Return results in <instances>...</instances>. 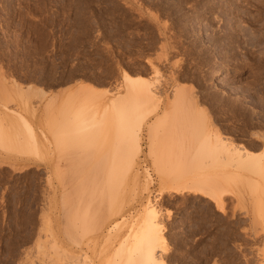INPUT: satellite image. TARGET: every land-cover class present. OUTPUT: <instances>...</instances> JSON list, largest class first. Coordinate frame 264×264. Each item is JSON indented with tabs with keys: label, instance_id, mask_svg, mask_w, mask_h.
<instances>
[{
	"label": "rangeland",
	"instance_id": "1",
	"mask_svg": "<svg viewBox=\"0 0 264 264\" xmlns=\"http://www.w3.org/2000/svg\"><path fill=\"white\" fill-rule=\"evenodd\" d=\"M124 70L154 81L161 95H173L178 84L194 97L178 109L171 105L155 144L147 124L139 131L140 182L144 187L148 172L152 184L150 193L141 185L136 194L128 189V198L121 182L98 168L111 163L110 141L74 127L90 100L82 83L99 87L105 105ZM160 99L149 124L167 108V95ZM19 114L34 124L35 139ZM197 126L206 138L218 132L264 152V0H0V264L110 262L129 234L126 226L104 236L122 217L124 198V213L136 222L148 199L174 182L159 177L157 163L164 168L182 155ZM240 172L264 186L259 175ZM239 185L223 208L193 190L161 194L167 264H264V192L259 197L245 181ZM66 227L76 229L75 238Z\"/></svg>",
	"mask_w": 264,
	"mask_h": 264
},
{
	"label": "bare ground",
	"instance_id": "2",
	"mask_svg": "<svg viewBox=\"0 0 264 264\" xmlns=\"http://www.w3.org/2000/svg\"><path fill=\"white\" fill-rule=\"evenodd\" d=\"M159 57L160 56H158V58ZM154 67H155V64H154ZM224 68H225L224 65H219L217 67L218 73H221L222 70H224ZM155 69L157 72L159 68L157 69L156 67ZM143 76L138 75V74H133L131 73V71H128V70H124L122 73L123 83L121 87H118L119 89H117L118 92L116 93L113 90H108L109 92H113V94L115 93V96L111 97L110 101L105 105H103V103H100L102 102V98L101 100L99 98L101 97V95H99L100 94L99 87L95 86L94 84L88 83V82L82 83V87L86 89V93H87L86 95L89 96V97H86L87 100L90 98V100L87 101V103L89 102L88 105L86 103L88 110L86 109L87 112L84 111V113H82L81 115L79 114L78 119L74 120V127L77 125L76 128L79 129L80 127V130H84L83 132L85 131H87L88 133L92 132L91 134L94 135L95 141L96 140L100 142L106 141V143L108 141L111 142V143L110 142L107 143L109 145L112 144L110 145L111 146L110 149L107 150L106 148L107 151H113L112 153H114L113 155L107 156L106 158L108 161H111V163L110 164L108 163V165L106 164V166L105 165L98 166V168L100 170V168L102 167L104 171L107 170L109 172L107 173L109 174V179L112 181V183H118V181L121 182V185L126 191V195L125 194L124 195L122 194V195L126 196L127 198L129 197L127 195H130L128 193L129 191H132L133 193L136 194V192L138 191L137 189L139 185H141V188L143 187L140 182L141 174H140L139 169L137 168L139 164L140 155L143 151V145H142L143 136H141V132L139 131L143 130V128L147 124L148 125L147 132L149 135L147 136V138L149 140V144L151 145L155 144L157 137H158V135H156L158 128L160 129V126H162L163 123H165L167 120L170 119L169 111H172V108L178 109L179 106L181 104H184L183 102H185L186 99L190 96L189 94L186 93V91L183 90V87L181 86L177 87L178 84H176L175 85L176 89H174L173 95H169L171 94L172 91H169V94L163 93V95H167V99H168L167 108H171V105H172V108L168 111H165V109H167L165 108L163 110V113L159 114V116L155 119V121L149 124L148 119L150 115L157 113L158 108H159L158 101L161 100L160 98L163 95H161L162 93L160 94V91L158 92L156 91L154 84H153L155 83L154 81L152 83V81L150 80L148 81V79L146 80L145 79L146 77L144 78ZM171 76L173 78V74ZM191 97L192 99H194L193 95H191ZM35 111L36 110H34V112ZM19 116L21 118V122L23 123V127L27 130V134H29V137H32L31 139H35L37 136V133H36V128L34 124L24 114H19ZM80 116H81V119H80ZM36 117L38 116L36 115ZM200 126L203 129L202 125H199V127ZM199 127L197 126L195 128L196 130H194L195 131L194 136L191 135V137L193 136L192 138V140L194 139L193 141L191 139H188L190 135L188 134L186 135L187 138L185 139V141H183L181 149L179 150L181 152L183 151L182 155L175 156L173 158L168 157L169 159L166 163L167 167H164V168H162L161 165L157 163L159 177H162V179H164L165 181L167 180L165 178H170L174 182L162 188L159 191V195L156 196L155 200L152 201L148 199L149 201H147L146 204L143 203L145 205L143 206L144 210L141 211V214L136 222L135 221L132 222L130 220V217L127 216V213H124L125 211H127L123 209V207L127 205V202H125L127 199L124 198L123 203L119 206V209L117 211V213L121 214L122 217L119 218L117 222L113 224V226H109L111 228H109L108 232L105 235L104 234L103 235L106 236L105 238H108V237L111 238L114 234L121 231L126 226L129 227L128 229L129 234L127 233L128 236L126 235L125 237L126 239L124 241L122 240L123 241L122 244L117 248L116 252L114 253L115 258H112V260L108 263L106 262L107 264H167L163 258L164 254H162L164 253L165 251L164 249L167 245V237L164 235L165 232L162 233L163 231L162 226L164 225L162 222L163 220H161V215H160L161 210L158 207V200L160 199L161 194L165 192H168L170 190H177V191L193 190L197 194H201L203 196L213 199L219 208L224 207V198H225L224 196L239 190V186H240L239 183L242 181H245L246 183L251 185V190L255 192L256 196L260 197L259 194L261 192L262 193L264 192V186L261 187L257 179H248L249 176L247 174L240 172V170L247 171L249 173L252 172L253 174H256L257 176L259 175L260 176V177L258 176L259 178H263L261 180H264V152L257 155V153H255L254 151L248 149V147H251L250 145L247 144L244 146L243 144H240V143H244L241 141L240 143H238L239 141L236 143L231 139V137L230 139L233 142H230V141L227 142L228 141L226 140L227 137L223 138L224 135L221 136L218 132L215 133L216 134V137H214L215 139L213 138V134H209L208 138H206L204 136V133H202L203 130H200L201 128ZM155 135H156V138H155ZM250 139H253V138H250ZM186 140L188 141L191 140L192 142L186 143L187 142ZM151 145H149L150 148H151ZM120 146L121 148L117 149ZM161 155H163V153H161ZM209 156H212L211 157L212 165L209 164L205 167V161H207V157ZM223 159L225 160V162H223ZM105 160L103 161L100 160L102 162H99V163L102 164L104 163ZM160 164H163L162 161L160 162ZM218 164H221V165H218ZM226 165H228V167L229 165H231L233 167H237L238 169H235L232 171L233 168L232 169L227 168L230 170L228 171L226 169ZM186 166L189 167L188 170ZM107 168H109V170ZM103 170L101 169L100 171L103 172ZM103 173L105 174V176L104 175L103 176L106 177L107 173L106 172H103ZM147 177L148 179L143 184L144 187L142 188V190L143 189L145 190L143 191L144 194L146 191L149 192L150 185L152 184L151 183L152 178H151L150 173L148 172H147ZM104 179L106 178H102V180ZM94 180L95 181H92L93 184H90L92 185V187H94L95 185L94 182H96V177ZM86 182H83V183H86ZM80 184H81L80 185L81 187H79V190H81L84 187L82 183ZM261 189L263 190L260 192ZM89 190L90 189L88 188V191ZM122 191L120 190L119 192H122ZM138 193L140 194V191ZM138 195H135V196L137 197ZM115 196L113 198H117ZM135 196L132 199H134ZM113 198L112 200H114ZM115 202L116 200L114 201V203ZM77 203H79L80 205L82 203V200L79 199V202ZM88 207L89 206H85V208H88ZM82 210L83 209L81 208L80 212ZM128 215L130 214L128 213ZM95 229L97 230L93 233V235L95 233L96 235H98L97 232H99L98 230H100V228H94V230ZM66 230L71 231L72 233L76 229H74V231H72V229L70 228ZM68 231L66 233L67 235L69 234L68 235L69 237L70 236L72 238L76 237L75 232L73 234L75 236H72V234L70 235ZM102 233L103 232H101V234ZM99 235L98 237L103 236V235L101 236ZM96 239L97 238H95L94 240ZM43 247H44V243H43ZM56 249L60 250L57 247ZM96 251L97 250L95 249L94 254L98 253ZM65 253L67 252L65 251ZM94 254L92 258L98 257V255L95 256ZM87 255H90V254H87ZM262 256L264 255L262 254ZM81 262H82L81 264H98L96 262H91V261H89L90 263H88L85 261V259L81 260ZM103 264H105V260L103 261Z\"/></svg>",
	"mask_w": 264,
	"mask_h": 264
},
{
	"label": "crops",
	"instance_id": "3",
	"mask_svg": "<svg viewBox=\"0 0 264 264\" xmlns=\"http://www.w3.org/2000/svg\"><path fill=\"white\" fill-rule=\"evenodd\" d=\"M31 166H33V165H29V167H31ZM40 167H46L45 165H40Z\"/></svg>",
	"mask_w": 264,
	"mask_h": 264
}]
</instances>
